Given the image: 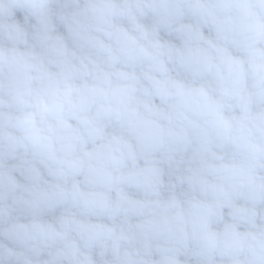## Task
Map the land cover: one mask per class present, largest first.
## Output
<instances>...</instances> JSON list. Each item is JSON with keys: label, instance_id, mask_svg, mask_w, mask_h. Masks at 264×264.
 <instances>
[{"label": "clouds", "instance_id": "obj_1", "mask_svg": "<svg viewBox=\"0 0 264 264\" xmlns=\"http://www.w3.org/2000/svg\"><path fill=\"white\" fill-rule=\"evenodd\" d=\"M0 264H264V0H0Z\"/></svg>", "mask_w": 264, "mask_h": 264}]
</instances>
